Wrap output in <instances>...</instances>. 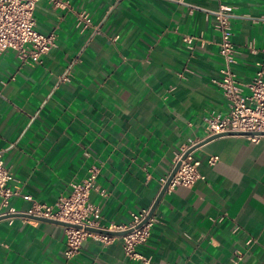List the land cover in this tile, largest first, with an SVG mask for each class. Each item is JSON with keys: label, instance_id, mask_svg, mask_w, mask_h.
Instances as JSON below:
<instances>
[{"label": "crops", "instance_id": "crops-1", "mask_svg": "<svg viewBox=\"0 0 264 264\" xmlns=\"http://www.w3.org/2000/svg\"><path fill=\"white\" fill-rule=\"evenodd\" d=\"M70 3L88 12L98 34L40 0L36 29L56 35L42 63L0 52V155L9 186L48 204L98 166L89 200L100 207V224H127L131 212L154 203L158 179L189 139L204 136L205 119L228 112L212 81L222 66L212 11L223 3L232 13L233 70L248 84L264 71V0ZM183 34L198 38L193 49ZM193 156L201 178L164 193L136 251L149 264H264V140L221 135ZM210 156L218 160L210 164ZM9 202L20 210L31 204L20 196ZM64 250L63 226L0 219V264H142L124 254L118 235L107 245L88 237L71 259Z\"/></svg>", "mask_w": 264, "mask_h": 264}, {"label": "built area", "instance_id": "built-area-1", "mask_svg": "<svg viewBox=\"0 0 264 264\" xmlns=\"http://www.w3.org/2000/svg\"><path fill=\"white\" fill-rule=\"evenodd\" d=\"M40 0H0V52L11 49L17 52L22 60H31L34 64L42 63V55L48 53L55 46L56 35L53 32L44 34L36 29L34 10ZM54 9L66 10L75 13L76 26L81 30L91 27L93 34H98L100 29L90 22L89 14L85 10H73L70 0H46ZM215 18V28L220 34L218 43L219 54L222 58V66L218 77L212 79L213 83L221 90L228 106L226 115L211 113L205 119V134L202 138L189 139L188 143L176 156L172 169L177 162L180 165L170 179L165 193H170L177 186L191 187L199 178L200 161L193 156L195 146L205 143L207 138L223 135L226 132H247L242 135L251 142L264 140V134L251 132H264V71L260 67L251 82L242 84L238 81L233 70L236 49L231 40V17L227 5L219 3L212 11ZM116 38L114 37L113 40ZM198 38L183 34L181 40L193 49L194 40ZM264 65V62L262 66ZM67 77H63L66 80ZM184 159L182 155L190 148ZM218 156H210L208 163L213 164ZM98 166L91 165L85 178L71 184V192L68 195L59 196L53 203L48 204L35 200L29 194H21L16 187L9 186L11 178L10 169L4 164L0 155V217L19 216L22 220H34L33 218H46L67 222L70 226L64 227L65 250L67 259L73 258L80 250L82 243L91 237L102 244H111L116 235L98 233L88 228L103 229L112 232H126L118 235L124 254L132 259H137L142 264H149V259L136 251V246L146 242L150 235V229L156 221L150 213L151 206L131 212L130 221L127 224L110 223L108 226L100 224V207L89 200L92 190H97L95 180L98 174ZM171 172V171H170ZM170 172L158 179L160 189L166 183ZM100 194H104L99 190ZM20 196L31 202L26 210H20L10 205V198ZM148 217V218H147ZM147 218V219H146ZM241 256H236L239 260Z\"/></svg>", "mask_w": 264, "mask_h": 264}, {"label": "water", "instance_id": "water-1", "mask_svg": "<svg viewBox=\"0 0 264 264\" xmlns=\"http://www.w3.org/2000/svg\"><path fill=\"white\" fill-rule=\"evenodd\" d=\"M251 133H253V134H264V132H251ZM247 134H249V133H247V132H232V131H230V132H226V133L223 134V135H247ZM218 136H221V135H216V136H212V137H210V138H207V139L205 140V142H207V141H209V140H211V139H214V138H216V137H218ZM203 143H204V142H203ZM199 145H201V144H199ZM199 145H197V146H195V147H198ZM195 147L190 148L189 150H187V151L182 155L181 159H184V157H185L190 151H192ZM179 165H180V162H177L176 165H175V166L173 167V169L171 170L170 175H169V177H168L166 183L164 184V186H163L162 189L160 190L158 196L156 197L154 203H153L152 206H151L150 213H149L148 217H150L151 215H153L154 210H155V208H156V206H157L159 200H160V199L162 198V196L164 195L165 190H166V188H167V185H168L170 179L173 177V175H174L175 172L177 171V168H178ZM148 217H147V218H148ZM5 218H7V216H1V217H0V219H5ZM29 218H32V219L37 220V221H43V222L54 223V224H57V225H60V226H63V227H65V226H70L69 223H67V222H63V221H60V220H53V219H46V218H33V217H29ZM147 218H146V219H147ZM88 230H90V231H94V232H98V233L110 234V235H123L124 233H126V232H124V231H122V232H112V231H108V230L94 229V228H88Z\"/></svg>", "mask_w": 264, "mask_h": 264}]
</instances>
